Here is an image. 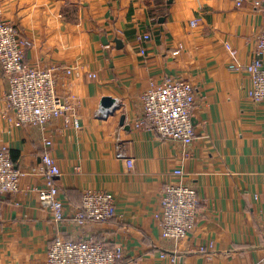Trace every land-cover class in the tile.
<instances>
[{"label": "crops", "instance_id": "0c3cea01", "mask_svg": "<svg viewBox=\"0 0 264 264\" xmlns=\"http://www.w3.org/2000/svg\"><path fill=\"white\" fill-rule=\"evenodd\" d=\"M237 1L0 0L6 21L30 43L25 64L54 70L58 94L73 108L45 129L23 127L0 100V147L24 174L19 193L0 196V264H45L57 238L121 246L117 264H264V103L249 99L246 71L229 68L249 64L264 0ZM168 79L195 89L197 139L189 147L136 127L143 93ZM7 92L0 67V97ZM107 97L115 110L100 120ZM45 141L61 171V224L34 190L46 183ZM118 141L133 169L116 157ZM179 183L196 188L201 205L188 237L175 243L162 237L156 215L164 187ZM88 191L112 194L117 216L78 224Z\"/></svg>", "mask_w": 264, "mask_h": 264}, {"label": "built area", "instance_id": "2783aa9c", "mask_svg": "<svg viewBox=\"0 0 264 264\" xmlns=\"http://www.w3.org/2000/svg\"><path fill=\"white\" fill-rule=\"evenodd\" d=\"M241 6L242 1L238 0ZM259 6L260 3L256 2ZM193 25H197L194 22ZM146 35L143 40L148 41ZM30 43L22 37L15 26L6 21L0 3V67L8 84V92L0 97L12 112V119L23 127L45 129L50 122L73 113L72 105L61 98L57 92L54 70L32 68L25 64ZM232 58L237 51L227 46ZM140 52L144 55L145 49ZM179 51H176L177 55ZM234 72L246 71L251 78L252 88L249 99L256 104L264 103V30L258 37L253 56L246 66L231 64ZM75 70L67 69L71 75ZM196 103L194 87L181 79H168L162 84L151 83L142 95L143 114L136 127H149L161 141L191 146L197 139L192 120V111ZM112 109H101L97 118L106 120ZM66 117V123H71ZM75 128L80 127L74 119ZM50 141H45V151L41 157L42 169L46 178L45 186L34 189L41 207L46 210L54 223L65 221V206L61 199V190L56 178L61 171L50 153ZM116 157L126 161L133 169L134 160L128 158L120 141L116 147ZM24 174L16 168L10 150L0 147V196H14L20 191V179ZM201 198L196 188L184 184L164 187L161 208L156 218L162 228L165 240L178 243L188 237L199 215ZM117 216L115 198L107 192L88 191L83 194L82 202L76 213L78 224L88 222L106 223ZM201 251H206L201 248ZM121 246H110L86 240H64L57 238L47 251L45 264H117L124 258Z\"/></svg>", "mask_w": 264, "mask_h": 264}, {"label": "water", "instance_id": "95a60500", "mask_svg": "<svg viewBox=\"0 0 264 264\" xmlns=\"http://www.w3.org/2000/svg\"><path fill=\"white\" fill-rule=\"evenodd\" d=\"M115 104H116V101L114 100V99H112V98H104L103 100H102V107L104 108V109H112L113 108V110H115L114 108H115ZM125 119H126V117L125 116H123L122 118H121V125H124V123H125Z\"/></svg>", "mask_w": 264, "mask_h": 264}, {"label": "trees", "instance_id": "16d2710c", "mask_svg": "<svg viewBox=\"0 0 264 264\" xmlns=\"http://www.w3.org/2000/svg\"><path fill=\"white\" fill-rule=\"evenodd\" d=\"M12 159H13V161H14V163H15L16 157H15V156H13V157H12Z\"/></svg>", "mask_w": 264, "mask_h": 264}, {"label": "rangeland", "instance_id": "374dc122", "mask_svg": "<svg viewBox=\"0 0 264 264\" xmlns=\"http://www.w3.org/2000/svg\"><path fill=\"white\" fill-rule=\"evenodd\" d=\"M155 84V83H154Z\"/></svg>", "mask_w": 264, "mask_h": 264}]
</instances>
